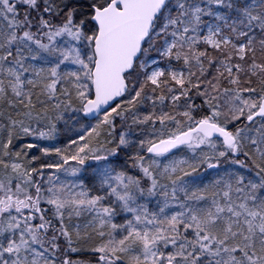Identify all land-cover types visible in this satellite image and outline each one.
Listing matches in <instances>:
<instances>
[{"label": "snow or ice", "instance_id": "1", "mask_svg": "<svg viewBox=\"0 0 264 264\" xmlns=\"http://www.w3.org/2000/svg\"><path fill=\"white\" fill-rule=\"evenodd\" d=\"M0 264H264V0H0Z\"/></svg>", "mask_w": 264, "mask_h": 264}]
</instances>
